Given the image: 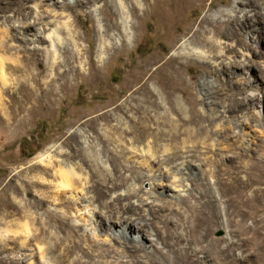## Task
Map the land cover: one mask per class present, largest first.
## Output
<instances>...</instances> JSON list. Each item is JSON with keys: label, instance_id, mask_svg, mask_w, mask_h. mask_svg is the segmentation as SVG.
Here are the masks:
<instances>
[{"label": "rangeland", "instance_id": "rangeland-1", "mask_svg": "<svg viewBox=\"0 0 264 264\" xmlns=\"http://www.w3.org/2000/svg\"><path fill=\"white\" fill-rule=\"evenodd\" d=\"M116 1L118 3L122 1L128 7L133 5V0ZM147 1V4L141 1L138 6L140 17L130 18L131 36L129 39L122 40L118 36V30L112 28L111 33L116 34L117 38L114 44L108 47L103 59L100 60L97 53L98 20H102L106 25H113L114 22L120 20L115 1L42 0L45 6L41 7V11H52L54 5L57 4V12L63 14V17L68 15L73 20L74 26L82 36L79 41L81 47L92 55V64L89 66L85 63L84 69L79 67L83 72L82 76H74L75 68L78 65L69 53V57L71 56L69 60L73 61L71 65L74 68L72 67L73 69L65 79L62 74L59 75L65 66H60L57 69L59 73L54 76V84L60 85L61 88L56 99L50 103L41 100L35 106V112H24L19 117L15 116L16 118L12 112L22 106L23 92L28 95L38 94L35 89L31 91L32 87L29 85L26 73L14 71L16 60L21 59L23 65L29 63L27 65L32 68V72H36L38 68L46 76L49 73L47 69L49 66L46 64L45 56L41 50L38 49L37 52L32 53L35 48L24 46L23 42L18 39L7 42L2 38L3 34L0 30V51L5 56L6 78L9 79L5 88L0 80V118L3 120V123L0 121V264H15L16 257L20 256V251L14 247L12 242L10 245L8 244V251H5L3 247L5 235L14 237L19 232L16 216L6 218L2 212V206L7 196L1 190L7 184L13 190L12 186L18 180L16 177L18 170L30 164L42 163L36 157L39 154L46 155L50 151L53 158L62 159L67 164L82 163V170L79 172L83 176L90 173L89 185L96 186L97 191L107 193L113 190L115 191L113 195H116L120 192L130 191L136 182L135 186H139L137 190L139 195H130L116 203L118 207L133 206V213L126 214L122 211L121 215L138 217L137 222L142 224H145L150 217L149 207L156 209L161 216H170L171 210L178 205L180 208L181 205L191 204H194L198 209L207 208L213 216L211 233L208 238L215 248L209 254L199 252L196 256H192V251H189L188 255L193 258L195 264H220L216 258L218 244L220 248H225L231 241L240 242V237L244 238L240 247L234 246L232 250L229 249L226 252L228 264H264V199L253 202L254 205L251 202H243L244 208L250 209L249 214L244 218L247 229L244 235H241L236 229L235 232H231V228L226 226V222L230 217L237 221L240 216L232 213L233 204L230 200L232 194L226 191L229 188L222 185L219 180V177L225 178L226 175L214 173L215 165L222 168L229 167L232 168L233 176L243 180L247 177V173L243 172L240 166L242 163L253 158L264 164V121L262 120L264 119V95L254 92L257 100H252L249 96L254 85L264 89V18L261 17L263 11H260V14L244 11L246 6L252 9L255 0H206L203 6L190 2V0H174L177 2V6L175 5L176 7H173L169 11L170 13L167 12V15H162L159 10L160 5L171 7L172 5L168 3L171 0H161L154 7L153 3L157 0ZM64 2L68 3L66 9L61 6V3ZM0 3L11 6L12 10L21 6L22 12L27 11L31 5L29 0H0ZM220 10H223L224 13L218 15ZM144 13L147 16L142 19ZM213 29L218 34H215ZM231 32H234L239 39L232 38ZM213 38L218 39L221 47L215 43ZM184 39H188L194 46L204 49L208 57L204 60L194 54L189 57L178 54L177 48ZM20 45L26 48V52L22 50L24 48L19 47ZM221 49L224 50V54H220ZM24 54L29 60L23 58ZM228 55L230 58L226 61L241 62L244 58L249 62V65L244 67L236 63L221 65V68L217 67L214 61L220 62L223 57ZM63 56L65 57V55ZM85 56L86 54L84 59ZM154 58H161V61L168 58L176 59L175 65L180 69L178 76L180 79L182 78L183 85L188 91L185 92V95L175 92L174 96H177L180 101H182V95L187 97L188 94L198 99L194 100L196 104L193 105L192 112L198 124L196 137L193 143L188 141L186 144L207 147L209 152L202 155V151L205 150L199 147L194 151L192 157H190L192 150L182 149L178 152L180 157L187 156L188 160L201 163L200 166L208 173V178L202 179L197 174L193 175L187 172L188 174L183 176L185 177L184 184L187 187L184 188L181 198L173 197V194L167 193L166 190H158L159 192L156 193L158 199L152 201L149 206H140L144 193L151 189L147 181L141 182L137 179L142 169L127 161V156L121 146L130 144V138L134 135L136 139L134 143L140 144L138 139L142 134L143 125L131 123L129 131V123L126 121L130 119V116L142 115V108L137 112L134 109L138 101L137 97H141L142 93L132 94V92L139 84L136 77L142 69V64L148 59ZM161 78L160 75H155L147 82V87L157 94L155 95L156 101H160V96H157L159 95L158 90L161 89L159 86ZM10 96H13V104L9 103ZM105 104L109 105L102 108ZM117 105L119 108L115 109L114 107ZM186 105L191 106L192 104L188 101ZM258 107L261 110L259 115L256 113ZM164 110L163 105L157 114H163ZM103 111H106L107 115L104 114V117H101L99 114ZM147 113L150 116L156 115L152 110H148ZM211 114L215 117V121L209 123L205 115L211 117ZM119 115L123 116L121 125L117 124L116 117ZM172 116L179 120L178 123L181 126L184 118L176 113H173ZM242 119L248 123L249 133L247 134L240 131L238 125L235 124V121ZM217 123L221 126L217 127ZM104 125H113V128H106ZM149 125L151 127L148 131L149 136L153 135L154 139L152 144H157L158 147H161L162 144H181L179 140L172 142L168 136L160 132L162 129H168L162 123L155 124L151 120ZM202 125H207L209 130L205 131ZM126 127L127 132H125ZM84 138L90 144H95L97 149L104 151L103 159L109 170L108 173L101 169L99 163L93 162L87 157L84 149L81 148ZM148 140H151V137ZM233 142L234 146H232ZM80 148L82 151L78 150ZM172 150H178V148L173 147ZM66 153L72 154L73 158H66L64 155ZM237 153H244V158L239 159ZM203 156L209 157L214 162L205 163L202 159ZM162 157L164 154L160 151L156 161H162ZM176 160L180 161L179 157L174 161ZM163 164L161 163V166L165 165ZM127 165H132V168ZM189 177L195 179L194 185ZM49 178L52 177L49 176ZM210 185L213 186L212 189H210ZM261 187L264 188V185ZM244 194L251 196L249 190H245ZM111 199V195L106 194L102 201L108 204ZM69 201L68 206L75 200ZM49 205L48 203L47 208ZM81 205L88 206L81 213L85 214L89 221L79 222L82 227L77 231V235L74 233V225L78 223L79 214L74 208H70L71 205L70 207L66 204L60 205L68 212L61 218L63 229L57 227L56 223H52V229L59 230L64 235H74L76 238L81 237L84 231L93 230L94 210L104 212L106 209L105 207L98 209V207H94L98 203L89 204L87 201L82 202ZM106 224L105 222V227ZM159 225L162 226L160 222ZM254 227L256 228L253 229ZM144 230L155 235L149 223ZM219 232L220 234H218ZM89 237L92 238V236ZM157 247L165 250L160 240H158ZM150 251L149 253H151ZM88 259V257L84 258V260ZM164 263L168 264V262ZM118 264L133 263L130 259L122 258ZM155 264H160L159 260Z\"/></svg>", "mask_w": 264, "mask_h": 264}, {"label": "bare ground", "instance_id": "bare-ground-1", "mask_svg": "<svg viewBox=\"0 0 264 264\" xmlns=\"http://www.w3.org/2000/svg\"><path fill=\"white\" fill-rule=\"evenodd\" d=\"M29 1L31 5L25 12H22L21 6L12 10L11 6L6 4L2 5L0 3V30L3 34L2 38L7 42L18 39L23 42L24 46H33L35 49L32 50V53L37 52L38 49L41 50L45 56L46 64L49 66V68H47L49 73L47 76L45 74L43 75L42 71L38 68L36 72H32V68L27 65L29 63L23 65L21 59L16 60L14 71L17 73H26L30 82L29 85L32 87L31 91L35 89L36 92L38 91V94L36 95L34 93L33 95H28L23 92V104L12 112L14 117H19V115L24 112H35V106H37L41 100L50 103L56 99L61 87L60 85L54 84V76L59 73L57 69L60 66H65V69L60 71L61 73L59 74H62L65 79L67 74L74 68L73 65H71L73 61L78 65L74 72V76L77 77L83 74L79 67L84 69L83 66L85 63L89 64V66L92 64V55L87 51L85 52L84 48L81 47L79 41L82 36L79 30H77V27L74 26L73 20L70 19L68 15L63 17V14H59L57 12V4L54 5L52 11L46 10V12H43L41 11V7H44L45 4L42 0ZM75 1L78 2L79 0ZM114 1L117 15L120 20L114 22L113 25H106L102 20H98L97 53L100 60L103 59L108 47H111L117 38L116 34L111 33L112 28L118 30V36H120L122 40L129 39L131 36V32L129 31L130 18H139L138 6L141 4L140 2L143 1L144 4L148 2L147 0H133V5L128 7L123 4L121 0L119 3L116 0ZM159 1L161 0L154 1L153 7L155 4L157 5ZM205 1L206 0H190V2L201 6L205 4ZM168 3L172 6H168L167 8L160 5L159 10L162 15H167V12L170 13L169 11L177 6V2L174 0ZM262 5H264V1L255 0L254 7L251 9L246 6L244 11L258 14H260V11H263L261 17L264 18V7H262ZM61 6L66 9L68 3H61ZM175 10L174 12H176ZM223 13V10L218 11V15ZM146 16L147 14L144 13L142 19L146 18ZM213 32L218 34L214 29ZM230 36L232 38H237L234 32H231ZM213 40L217 45H221L218 39L213 38ZM19 47L24 48L22 50L26 52L25 47L21 45ZM177 51L179 52L178 54L185 57H189L191 54L204 60L208 57L204 49L196 45L194 46L188 39H184L179 44ZM69 53L73 61L69 60L71 59ZM85 54L86 56L84 59L83 57ZM220 54H224L223 49L220 50ZM63 55H65V57ZM4 58L5 56L2 55L0 51V80L2 86L5 88L8 85L9 79L6 78ZM23 58L29 60L25 54ZM228 58H230L229 55L225 58L223 57L220 62L216 60L214 63L220 68L221 65L224 66L226 64L234 65L237 63L244 67L249 65V62L244 58L241 62L226 61ZM175 61L176 59L174 58H168L164 61H161V58H154L148 59L142 64V69L138 72L136 77L139 84L132 92V94L137 92L142 93L141 97H137L138 101L134 107L136 112L142 108V115H138L137 117L130 116V119L126 121V123H129V131L131 123H141V125H143L142 134L139 133L141 134L139 135L140 138H137L138 141L140 140V144L134 143L136 141L134 138L135 135L131 136L130 144H125L126 146L118 144L121 146L124 154H126L127 161L133 166L142 169L137 179L141 182L147 181L151 189L149 192L144 193V198L141 201L142 204H139L140 206H149L152 201L158 199V195L156 194L159 192L158 190H166L167 193L173 194V197L181 198L185 190L184 188L187 187V185L184 184L185 177H183L187 172L193 175L197 174L202 179L208 178V173L200 166L201 163H194L188 160L187 156H179L178 151L182 149L192 150L193 152L190 157L194 156V151L198 147L204 148L205 151H202V155H205L209 151L207 147L204 146L186 144L188 141L193 143L196 137L198 124L192 112L194 110L193 105L196 104L194 100L198 99L190 94H188L187 97L183 96L188 89L184 87L182 78L180 79L178 76L180 69L175 65ZM155 75H160L162 77L159 81L161 89L160 91L158 90L159 95L157 96H160V101H156L155 95L157 94H154V92L147 87V82L153 79ZM175 92H181L183 94L181 96L182 101H180L177 96H174ZM254 92L264 95V89H260L254 85L249 95L252 100L258 99L256 95H254ZM13 101V96H10L9 103L13 104ZM188 101L192 104L191 106L186 105ZM108 105L109 104H105L102 108ZM163 105L165 107L164 113L157 114ZM122 107L124 106L122 105ZM114 108L118 109L119 105ZM148 110L154 111L156 115H148ZM173 113L184 118L181 126L178 123L179 120L172 116ZM256 113L258 115L261 113L260 107H258ZM104 114H106V111L100 112L99 115L104 117ZM211 115V117L205 115L209 123L215 121V117L213 114ZM116 118L117 124L121 125L123 116L119 115ZM151 120H153L155 124L162 123L163 126L165 125L168 129H162L160 132L168 136L172 142L174 140H179L181 144H162L161 147H158L157 144H152V142H154L152 138L153 135L149 136L150 133L148 132L149 128H151L149 125ZM262 120L264 121V119ZM0 121L3 123L2 118H0ZM235 124L238 125L239 130L244 134L249 133V126L246 120H237ZM104 126L106 128H113V125ZM216 126L220 127L221 124L217 123ZM202 128L205 131L209 130L207 125H202ZM127 131L126 127L125 132ZM150 137L151 140H148ZM232 144V146H234L235 143L233 142ZM173 147H177L178 150H172ZM81 148L84 149L89 159L99 163L101 169L108 173L109 170L103 159L104 151L102 152L100 149H97L95 144H90L86 138H84V144ZM81 148L78 150L82 151ZM160 151L164 154V157H162V161H156ZM64 155L66 158H73V155L70 153ZM237 155L239 159L244 158V153H237ZM177 157H179L180 160H176L178 162L174 161ZM36 158L42 163L30 164L18 170L16 174L18 180L13 184V190L10 189L9 184L1 190L7 196L2 206L4 216L8 218L14 215L18 222L19 234L14 237L5 235L3 238V247L5 251H8V244L10 245V242L20 251V256L16 253L19 257H16L15 264H118L122 258L130 259L133 264H155L158 260L160 264H165L164 262H168V264H195L193 258L188 255L189 251H192V256H196L199 252L209 254L215 248L208 238L211 233L213 216L207 208L201 207L198 209L194 204L186 206L181 205L180 208V205H178L171 210L170 216H161L156 209L149 207L148 213L150 217L145 224H142L141 222H137L138 217L121 215L122 211L126 214L128 212L133 213V206L125 205L118 207L116 203L122 198H128L130 195H139L137 192L139 186H135V184H137L136 182H134L130 191L113 195L115 194L113 190L106 193L97 191L96 186L89 185L88 179H90V173L83 176L82 173L79 172L82 170V163L73 165L67 164L62 159L53 158L51 151L46 155L39 154ZM202 159L205 163L214 162L207 156H203ZM161 163L165 165L163 164L164 166H161ZM132 165H127V167L132 168ZM240 166L243 172L245 171L247 173V177L243 180L239 179L237 176H233L232 168L230 169L229 167L222 168L219 165H215L214 173L219 175L224 173L226 175L225 178L219 177V180L222 185L229 188L226 191L232 194L230 198L233 204L232 213L240 216L237 221L230 217L229 221L226 222V226L231 228V232H235L236 229L241 235H244L247 229L244 218L249 214L250 209L244 208L243 202H251L254 205L255 203L253 202L264 199V188L261 187V185H264V164L251 158ZM36 173H39V175H36ZM49 176L52 178L50 179ZM189 178L192 180V185H194L195 179ZM111 179L112 177L110 180ZM114 186H117V184H114ZM212 187L213 186L210 185V189H212ZM245 190H249L251 196H246L244 194ZM106 194H110L112 197L108 204L102 201V198H104ZM72 199L75 201L70 204L72 206L70 207L68 204L70 203L69 200ZM84 201H87L89 204L98 203V205H94V207H98V209L100 207H105L106 209L104 212L94 210L95 220L93 222V230H91V228L90 232L84 231L81 237L76 238L74 235H64L59 230L56 231L52 229V223H56L57 227L63 229L61 218L67 215L68 212L66 208L60 207V205L66 204L68 207L74 208L79 214L77 218L78 223L74 225V233L77 235V231L82 227L79 222L89 221V218L81 213L88 207L87 205H81ZM48 203L50 205L47 208ZM105 222L107 223L106 227ZM159 222L162 226L159 225ZM148 223L152 231L155 232V235L144 230L145 226H148ZM255 228L256 227L253 229ZM89 236H92V238ZM158 240L161 241L165 250H161L157 247ZM242 240H244V238L240 237V242L231 241L225 248H220L218 244V247H216L217 261H220V264H228L227 250H232L234 246L240 247ZM192 246H194V248L191 249ZM148 250H151V253H149ZM85 257L89 259L84 260Z\"/></svg>", "mask_w": 264, "mask_h": 264}, {"label": "water", "instance_id": "water-1", "mask_svg": "<svg viewBox=\"0 0 264 264\" xmlns=\"http://www.w3.org/2000/svg\"><path fill=\"white\" fill-rule=\"evenodd\" d=\"M218 234H220V232Z\"/></svg>", "mask_w": 264, "mask_h": 264}]
</instances>
